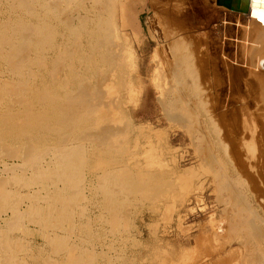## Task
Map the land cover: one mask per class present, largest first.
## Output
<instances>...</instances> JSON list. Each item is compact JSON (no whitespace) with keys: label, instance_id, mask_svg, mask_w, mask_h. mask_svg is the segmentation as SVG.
Segmentation results:
<instances>
[{"label":"bare ground","instance_id":"6f19581e","mask_svg":"<svg viewBox=\"0 0 264 264\" xmlns=\"http://www.w3.org/2000/svg\"><path fill=\"white\" fill-rule=\"evenodd\" d=\"M74 1L3 3L0 65L5 70L0 72V153L4 159L0 160V219L14 229L22 218L42 225L50 254L62 255L57 259L44 257L47 253L43 256L33 248L37 253H31L28 244H21L7 228H0V264H28L21 252L32 260L31 264H87L86 241H65L54 233L49 222L50 217L64 218L70 230L75 231L77 219L73 220L71 209L75 199L83 198L75 190L77 184L71 181L76 152L65 135L75 130L85 115L91 135L84 140L100 147L123 130L150 127L148 121L135 122L146 87L156 94L157 113H162L167 123L184 129L199 144L206 138L200 132L199 137L193 133V125L199 123L196 112H204L206 101L213 97L222 111L221 118L215 121L210 114L206 119L213 125L210 130L214 146L222 154L228 143L221 141L220 126L223 128L225 113L233 117L234 126L226 131L225 141L233 139L234 160L248 174V186L243 177L231 174V169L218 167L214 171L217 188L225 196L221 200L222 229L229 238L220 250L221 256L230 264H264V0H168L169 18L162 24L158 22L159 31L148 33L155 47L145 69L148 81L144 84L135 49L137 41L127 33L130 0H87V8L78 4L69 10L66 6ZM211 62L215 64L213 71ZM76 65L86 67L87 83ZM60 68L68 70L64 80L70 78L69 84L74 81L75 90L63 86L60 92ZM121 86L129 98H138L135 108H125L131 101L123 107L116 92L109 94L108 89ZM247 103L253 111L247 110ZM120 110L121 125L111 122L108 116ZM53 137L59 139L58 143L52 142ZM239 138L241 142L248 139L241 148ZM258 165L262 167L259 174ZM109 174L105 172L97 178L102 182ZM9 184L25 189L22 206L15 200L21 195L17 198L8 189ZM8 209L11 218L3 214ZM71 246L73 259L69 256Z\"/></svg>","mask_w":264,"mask_h":264},{"label":"rangeland","instance_id":"374dc122","mask_svg":"<svg viewBox=\"0 0 264 264\" xmlns=\"http://www.w3.org/2000/svg\"><path fill=\"white\" fill-rule=\"evenodd\" d=\"M3 3H5L4 0H0V19L4 17L1 12L5 7ZM78 4L87 8V0H76L66 7L73 10ZM130 6L127 33L130 38L137 41L135 49L142 65V83L144 84L145 81H148L145 69L150 64V57L155 47V43L148 33H152L153 29L159 31L158 22L162 24L169 18L168 0H130ZM175 15H178V12ZM59 32L62 34L65 31ZM83 40L85 41V39ZM57 41L60 39L57 38ZM1 66L0 72H3L5 69H2ZM209 67L213 71L214 62H211ZM75 68L77 71L79 70V74L87 83L86 67L76 65ZM66 71H68L66 68H60V75L58 74L61 81L60 92L64 90L63 86L73 90L77 86L74 81L72 82L73 86L69 84L70 78L69 81L64 80L67 77ZM148 72L150 73L151 69ZM112 89H108L109 94L112 92L114 95L116 92L115 96L120 98L123 107L129 101L131 102L125 107L127 109L135 108V105L138 104V98L134 95L129 98L123 92L122 86L115 90ZM155 98L154 90L151 87H146L142 110L138 120L135 121L137 124L148 121L151 124L150 127L143 125L142 128H135L132 131L123 130L122 133L112 137L111 142L104 147L84 140L88 135H91L86 115L75 126V130H71L65 135L68 138V144L74 146L76 152L72 161L71 181L77 184L75 190L83 198L75 199L71 209L73 220L79 221L75 222L77 225L75 231H71V225L61 217L49 218L51 229L57 235L63 236L65 241L85 240L87 264H213L214 262L230 264V261L221 256L222 248L229 238L222 229L224 205L221 200L225 196L217 188L218 183L214 171L218 167L226 170L231 169V174L243 177L242 180L248 186L246 179L248 174L238 166L240 163L234 160L236 153L231 150L233 139L229 142L225 141L226 131L231 130L234 126L233 117L231 118L229 113H225L223 128L220 126L221 141L226 145L228 143L226 152L222 154L214 146L213 125L206 119L210 114V117L215 121L221 118L222 111L217 108L218 104L213 100V97L206 101L205 106L210 113H207L206 110L200 113L197 111L199 123L194 124V121V125L192 124L195 127L192 129L195 130L193 132L195 136L199 137V132L205 134L204 142L206 143L202 144L206 148L175 123H167L163 114L157 113L158 105ZM124 101L125 104H123ZM246 108L249 112L253 111L249 108L248 103ZM121 111H118L120 113L117 115L116 112H113L114 116L113 114L112 116L108 115L111 120H114L110 121L121 125L123 123L119 116ZM115 115L120 119L118 122ZM157 120L159 121L157 122ZM252 120L255 119L252 117ZM239 122L240 120L236 122V125ZM211 127L212 130H210ZM77 136H80L81 139H78ZM58 141L57 137L52 138L54 144ZM245 141L247 142L248 139H243L242 142L240 140L238 147L241 148ZM241 151L242 158L245 159L244 152ZM1 156L3 155L0 153V160L4 159ZM258 168L260 171L261 165H258ZM259 171L258 174L261 173ZM105 172H109L112 176L109 174L108 178L103 179L102 182L99 181L97 177ZM82 184L87 185V188ZM58 185L61 187V184ZM9 186L8 189H11L17 198L21 195L20 199H15L13 196L21 205L25 201L22 200L25 189L12 184ZM81 189L84 190L81 191ZM75 209L77 210L75 211ZM3 214L8 216L7 218L12 217L9 209ZM22 219L15 229L9 226L5 220L0 219V228H7L6 230L13 234V238L19 239L21 244H28L31 249L40 252L41 255L44 256L47 253L48 256L44 257L60 258L61 253L59 255L50 254L45 243L44 231L41 229L42 225L29 222L25 218ZM81 226L84 227L82 230ZM42 248L45 251L41 250ZM33 249L31 253L32 251L36 252ZM69 251V256L73 259L72 246ZM20 255L23 257L24 263H32V260L25 256L24 252H21ZM28 255L30 254L28 253ZM218 256L222 258H218Z\"/></svg>","mask_w":264,"mask_h":264},{"label":"water","instance_id":"95a60500","mask_svg":"<svg viewBox=\"0 0 264 264\" xmlns=\"http://www.w3.org/2000/svg\"><path fill=\"white\" fill-rule=\"evenodd\" d=\"M252 4H254V2H252Z\"/></svg>","mask_w":264,"mask_h":264}]
</instances>
